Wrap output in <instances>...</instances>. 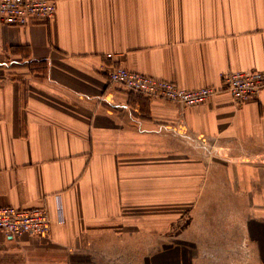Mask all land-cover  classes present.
Instances as JSON below:
<instances>
[{"label": "crops", "instance_id": "crops-1", "mask_svg": "<svg viewBox=\"0 0 264 264\" xmlns=\"http://www.w3.org/2000/svg\"><path fill=\"white\" fill-rule=\"evenodd\" d=\"M50 1V23L0 26V207L44 209L50 228L0 232V264H211L243 248L206 239L253 222L264 264V89L181 108L107 78L194 90L264 71V0Z\"/></svg>", "mask_w": 264, "mask_h": 264}, {"label": "built area", "instance_id": "built-area-1", "mask_svg": "<svg viewBox=\"0 0 264 264\" xmlns=\"http://www.w3.org/2000/svg\"><path fill=\"white\" fill-rule=\"evenodd\" d=\"M55 3L50 0H0V26L28 27L50 23L55 17ZM111 58V55H107ZM109 83L147 99H158L181 108L203 105L220 92L228 93L236 106L255 99L264 89V71L229 72L221 76L219 88L204 87L194 90L177 84L134 73L122 66L107 70ZM49 219L44 209L21 210L0 207V232L8 237L23 235L45 236Z\"/></svg>", "mask_w": 264, "mask_h": 264}, {"label": "rangeland", "instance_id": "rangeland-1", "mask_svg": "<svg viewBox=\"0 0 264 264\" xmlns=\"http://www.w3.org/2000/svg\"><path fill=\"white\" fill-rule=\"evenodd\" d=\"M197 144H199L200 146H202L203 148L209 149V147H207L203 141H197ZM211 149V147H210ZM253 235L252 238L246 236V238H220L219 236L217 237H210L208 239H206L207 245H214L215 247H234V248H238L239 246H241L240 248L242 249L241 253H235L238 250H232L233 252L227 253L223 250H221V252L219 253H211L208 255H204L205 256V260H210L212 261L211 264H214V262H216V264H261L259 261V255L256 253V246L255 243H253L255 241V239L257 238L256 236V232L258 231L257 227H261L259 226L256 222H253ZM253 243L252 247L251 244ZM227 249V248H226ZM237 256V257H236ZM234 257H236V262H229L228 260H234ZM248 261V262H247ZM259 261V262H258Z\"/></svg>", "mask_w": 264, "mask_h": 264}]
</instances>
